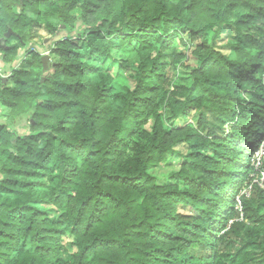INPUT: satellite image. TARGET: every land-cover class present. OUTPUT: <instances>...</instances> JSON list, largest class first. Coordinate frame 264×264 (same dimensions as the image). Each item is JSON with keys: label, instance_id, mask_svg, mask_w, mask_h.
Masks as SVG:
<instances>
[{"label": "trees", "instance_id": "16d2710c", "mask_svg": "<svg viewBox=\"0 0 264 264\" xmlns=\"http://www.w3.org/2000/svg\"><path fill=\"white\" fill-rule=\"evenodd\" d=\"M67 24L0 77V264H264V0H0L2 61Z\"/></svg>", "mask_w": 264, "mask_h": 264}, {"label": "rangeland", "instance_id": "374dc122", "mask_svg": "<svg viewBox=\"0 0 264 264\" xmlns=\"http://www.w3.org/2000/svg\"><path fill=\"white\" fill-rule=\"evenodd\" d=\"M79 13V8L75 9L72 11V16L77 20V16ZM10 32V36L14 35L17 36L16 33L12 32L10 29L8 30ZM8 31L6 33H8ZM6 33H4V37L6 35ZM78 33V30L76 29L74 24H67V25H62L60 26L58 29H56V31H54L53 34H44L43 39L41 40L42 43L45 45V48H40V46L42 44H38V41H33L30 42L26 47L24 48H19L17 50V55L16 58L9 64H6L5 62L4 65H0V77L2 79H4V77L8 74V71L12 68L15 67H20V63L19 60L21 58H23V54L25 56V51L30 48V47H36L37 50L41 53L43 52V54H48L49 56H51V46H54V43L56 41H58L59 39L62 38H70L73 39L76 37ZM6 37V38H8ZM13 43L15 42L14 40L12 41ZM175 44L177 45V48L179 50H182L184 52V56H183V62H185V64L194 67L198 64V62L194 59V57L190 54V49L187 46H184L183 43H181L177 38L175 39ZM45 52V53H44ZM50 58V57H49ZM104 66V70L107 71L109 74H111L112 76V81L111 84H113L115 86V88L119 89L124 87H132V83L127 79V77L125 76V74L123 73V71L118 70L117 66H115L114 64H112L110 61H105L104 63H102ZM9 72V75H10ZM7 80V78H6ZM7 84H9L10 86L13 84L11 80H8ZM7 115H8V108L6 106H3L2 104H0V120H6L7 119ZM195 119L193 118H189L187 120H179L178 124L182 125V124H195ZM4 122V121H0ZM150 121L147 125H145L146 128H150ZM27 129L25 127V125H23L22 130ZM184 162V160L179 157L178 155L174 154V155H169L167 157V159L163 162H160L158 164H153V165H149L147 168L148 173L153 176V178L155 179V181L158 184H166V183H172L174 182V176L175 174L179 171L182 163ZM245 192V189L241 190V193ZM53 214H55L53 212ZM64 244H67V242H69V238L65 237L63 240ZM61 256L63 257H68V253L63 252L61 253Z\"/></svg>", "mask_w": 264, "mask_h": 264}, {"label": "built area", "instance_id": "2783aa9c", "mask_svg": "<svg viewBox=\"0 0 264 264\" xmlns=\"http://www.w3.org/2000/svg\"><path fill=\"white\" fill-rule=\"evenodd\" d=\"M41 54H43V52H41ZM22 57L24 58V54H23ZM23 58H21L19 60V63L21 62V60ZM9 72H10V70L8 71V74L5 77H7L9 75ZM263 155H264V138L260 142V145H259L258 149L251 156V162L254 165L255 169H257V170H258V168H259V166L261 164V159H262ZM263 179H264V174L262 172H260V180L262 181ZM246 194L248 195V193H246Z\"/></svg>", "mask_w": 264, "mask_h": 264}, {"label": "water", "instance_id": "95a60500", "mask_svg": "<svg viewBox=\"0 0 264 264\" xmlns=\"http://www.w3.org/2000/svg\"><path fill=\"white\" fill-rule=\"evenodd\" d=\"M10 35V32L8 31V33H6L5 37H8ZM0 48H7V46H1L0 45ZM48 61H49V55L48 54H43L42 55V63H43V69H46L47 68V64H48Z\"/></svg>", "mask_w": 264, "mask_h": 264}, {"label": "flooded vegetation", "instance_id": "af4514ba", "mask_svg": "<svg viewBox=\"0 0 264 264\" xmlns=\"http://www.w3.org/2000/svg\"><path fill=\"white\" fill-rule=\"evenodd\" d=\"M5 38H6V37H4V36H3V38H2V39H0V45H1V46H3V45H4V43H3V40H4Z\"/></svg>", "mask_w": 264, "mask_h": 264}, {"label": "crops", "instance_id": "0c3cea01", "mask_svg": "<svg viewBox=\"0 0 264 264\" xmlns=\"http://www.w3.org/2000/svg\"><path fill=\"white\" fill-rule=\"evenodd\" d=\"M0 65H4V63L2 62V57L0 55ZM0 121H3V120H0Z\"/></svg>", "mask_w": 264, "mask_h": 264}, {"label": "clouds", "instance_id": "9594fccd", "mask_svg": "<svg viewBox=\"0 0 264 264\" xmlns=\"http://www.w3.org/2000/svg\"><path fill=\"white\" fill-rule=\"evenodd\" d=\"M43 55V54H42ZM4 78H6V77H4Z\"/></svg>", "mask_w": 264, "mask_h": 264}]
</instances>
